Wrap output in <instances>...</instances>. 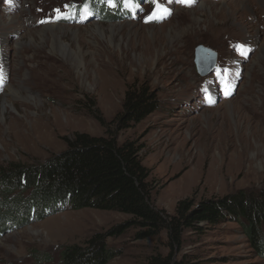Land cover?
<instances>
[{
	"label": "rangeland",
	"instance_id": "rangeland-1",
	"mask_svg": "<svg viewBox=\"0 0 264 264\" xmlns=\"http://www.w3.org/2000/svg\"><path fill=\"white\" fill-rule=\"evenodd\" d=\"M90 3L0 0V168L43 163L76 132L103 135L95 113L112 121L126 91L143 85L158 108L117 138L142 146L156 209L172 215L182 199L264 191V0H104L108 12L99 13ZM198 47L216 55L206 75L195 65ZM4 190L0 178V198ZM22 219L0 232V264H59L64 246L130 217L85 208ZM139 232L108 237L107 264L171 250L165 231ZM172 251L197 264H264L236 220L188 230Z\"/></svg>",
	"mask_w": 264,
	"mask_h": 264
},
{
	"label": "trees",
	"instance_id": "trees-1",
	"mask_svg": "<svg viewBox=\"0 0 264 264\" xmlns=\"http://www.w3.org/2000/svg\"><path fill=\"white\" fill-rule=\"evenodd\" d=\"M103 2L91 0L90 4H97L94 7L97 13L98 8L108 12ZM157 101L156 93L145 86L132 87L126 91L122 110L112 121L106 123L95 113V118L105 128L103 135L76 132L65 139L63 151L43 163L27 167L10 163L0 168L2 185L7 191L0 198V232L10 227L6 222L12 224L20 217H25L21 222H29L63 209L115 211L130 219L105 233L93 234L84 245L64 246L59 264H107L114 251L107 247L106 239L130 227L140 230L138 238H149L162 231L167 234L171 250L165 255H150L143 264H197L185 255L177 258L172 251L181 246L183 233L190 230L202 234L208 227L236 220L251 247L264 256V235L260 229L264 226V191L252 196L238 192L197 203L182 199L172 215L163 214L151 204L149 169L142 164L139 155L142 146L132 139L119 142L117 133L140 123L157 110ZM12 191H28L29 197L8 198Z\"/></svg>",
	"mask_w": 264,
	"mask_h": 264
},
{
	"label": "water",
	"instance_id": "water-1",
	"mask_svg": "<svg viewBox=\"0 0 264 264\" xmlns=\"http://www.w3.org/2000/svg\"><path fill=\"white\" fill-rule=\"evenodd\" d=\"M209 53V56H206ZM216 55L207 48L198 47L195 51V65L201 75L208 74L214 67Z\"/></svg>",
	"mask_w": 264,
	"mask_h": 264
},
{
	"label": "snow or ice",
	"instance_id": "snow-or-ice-1",
	"mask_svg": "<svg viewBox=\"0 0 264 264\" xmlns=\"http://www.w3.org/2000/svg\"><path fill=\"white\" fill-rule=\"evenodd\" d=\"M5 2L10 4L12 0H5ZM153 2L155 3V0H153ZM179 2L184 4L185 6H191L193 0H179ZM109 3H113V0H109Z\"/></svg>",
	"mask_w": 264,
	"mask_h": 264
},
{
	"label": "bare ground",
	"instance_id": "bare-ground-1",
	"mask_svg": "<svg viewBox=\"0 0 264 264\" xmlns=\"http://www.w3.org/2000/svg\"><path fill=\"white\" fill-rule=\"evenodd\" d=\"M98 29L103 33V30L100 27H98Z\"/></svg>",
	"mask_w": 264,
	"mask_h": 264
}]
</instances>
